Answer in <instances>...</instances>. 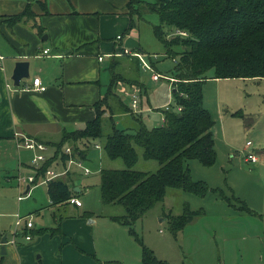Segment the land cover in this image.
<instances>
[{"label": "crops", "instance_id": "0c3cea01", "mask_svg": "<svg viewBox=\"0 0 264 264\" xmlns=\"http://www.w3.org/2000/svg\"><path fill=\"white\" fill-rule=\"evenodd\" d=\"M27 1L0 0V56L3 57L0 59V142H12L18 153L25 149L16 146V141L23 136L47 147L59 140L63 131L84 128L95 117V104L105 94L107 76L103 70L107 64L118 57L136 59L140 64L133 56L137 48L124 46L129 37L123 34L129 24L128 0H32L36 17L27 23L8 26L7 15L20 12ZM44 49L48 52L43 53ZM19 60L29 62V77L14 85L11 75ZM36 76L46 86L45 90L33 89L32 79ZM95 141L88 145L83 160L91 156L89 146ZM247 153H243L241 162H249L245 158ZM5 161L6 168L25 165L10 156ZM12 163L13 166H8ZM249 169L255 179L243 188L242 195L240 192L235 196L253 211L250 214L264 220V164ZM64 175L71 188H78L75 191L80 192L75 186V173L69 171ZM30 188L27 183L24 193ZM233 191L236 193L235 188ZM49 204L52 210L48 219L37 229L60 228L61 232L37 234L30 243H24L23 239L28 240L21 233L26 228L19 225L14 238L6 240L3 254L0 244V264H141L140 245L129 234L127 226L109 218L113 214L94 215L87 209L81 212V203L80 206L72 204L75 210H71V216H63L57 211L71 203ZM35 211L41 213V208ZM34 226L33 223V228L27 231L37 230ZM16 235L23 238L17 239ZM262 237L245 233L243 254L222 248L221 255L218 252L216 257L210 246L201 244L200 237L195 235L198 257L191 264H264Z\"/></svg>", "mask_w": 264, "mask_h": 264}, {"label": "rangeland", "instance_id": "374dc122", "mask_svg": "<svg viewBox=\"0 0 264 264\" xmlns=\"http://www.w3.org/2000/svg\"><path fill=\"white\" fill-rule=\"evenodd\" d=\"M142 1L152 2L154 0ZM129 18L132 19L134 26L128 34H124V37L135 36L133 38L139 41L142 49L139 53L151 68H144L141 61L138 66L136 59L133 58L130 61L127 57L116 58L115 71L120 73L123 79L116 81V88L113 87V89L116 96H121L123 102L129 106L128 92L122 94L121 89L124 87L138 88L141 91L140 116L142 121L148 127L160 126L163 122L165 106L169 105L171 109H177L172 95L173 81L176 80L172 77L176 56L167 55L164 46L153 34L152 25L159 23L156 14L144 12L141 17L135 14ZM163 29L169 34L168 37L175 32L174 28L167 25H164ZM174 50L179 51L180 47L176 46ZM108 65L103 70L106 71L107 76L104 92H106L111 76ZM152 71L164 77L153 80ZM206 76L208 78L203 84V101L204 107L210 112L214 121L212 131L215 139L216 160L210 166L202 165L197 159H189L186 164L193 180L205 181L215 190H209L204 196H199L180 188H169L163 200L157 202L141 218L137 219L133 226L144 245L151 248L158 258L167 261L168 264H191L192 260L195 261L198 257L195 255V235L200 237L201 244L210 246L216 257H218V252L221 255L222 248H228L234 253L237 251L238 255L243 254L245 241L242 237L245 233L251 236L263 235L264 240V220L239 208L243 204L235 198V195L240 192L242 195L243 188L255 179L251 176L252 172L249 168L264 164V78L246 80L212 78V71H208ZM116 96L112 97L114 99L110 103L114 106L113 112L117 113L104 114L102 118L103 135L111 131L112 123L117 128L133 126L132 118L125 115L117 105ZM118 113L124 116L117 115ZM246 141H250L251 145L245 149ZM95 142L98 144L97 148L94 146ZM95 142L89 146L91 156H87L84 160L74 155L76 150L73 144H64L62 151L65 152L66 147H69L72 151L71 157L75 159L72 160L74 163H69L68 155L65 160H62L59 154L54 159L58 162L55 164L53 161L49 169L61 172L66 168L68 170L66 175L69 171L75 173V186L79 187L80 192L73 195H77L83 204L79 208L81 212L87 209L94 215H121L124 213L121 205H104L101 201L100 169L124 168L125 164L122 159H110L105 154L102 148V138ZM135 147L139 158L133 168L147 172L155 171L159 167L158 162L144 159L141 156L142 149ZM29 150L21 149L18 153L12 142H0V233L5 234L7 240L14 238L15 231L20 229L15 225L18 215L24 217L28 215L35 225L34 229H37L44 226L48 219L47 215L52 210L46 184H29L30 191L24 193L27 182L19 183L17 178L35 176L37 167L31 163L33 154H42L45 158L41 163L43 164L54 155L55 147L47 145L42 151ZM245 152L255 153L258 161L256 163L241 162V156ZM9 156L22 160L25 165L15 169L6 168L5 159ZM76 160L81 161L80 165ZM84 167L90 169V172L84 173ZM61 175L59 178L65 177L64 174ZM234 188L236 193L233 191ZM18 196H21V200ZM62 206L63 208L57 211V214L63 216L73 214L71 210H75L74 205ZM185 206L193 211L201 209L203 214L191 218L174 235L169 226L170 215L181 214ZM36 208H41V213H36ZM36 236L38 235L32 234L31 239L34 240ZM16 238L23 237L16 235ZM23 242L30 243V240L23 239ZM204 251L209 252L208 249Z\"/></svg>", "mask_w": 264, "mask_h": 264}, {"label": "trees", "instance_id": "16d2710c", "mask_svg": "<svg viewBox=\"0 0 264 264\" xmlns=\"http://www.w3.org/2000/svg\"><path fill=\"white\" fill-rule=\"evenodd\" d=\"M31 2L28 0L20 12L7 15V25L27 23L34 19L36 13L32 10ZM144 12L158 16L159 23L152 25L153 34L162 43L167 55L176 56L172 76L176 80L173 81L172 95L180 110L164 109L160 126H146L140 112H133L121 96H116L113 87L116 88L115 82L122 80L123 76L115 71L116 60L112 61L109 65L110 82L103 98L95 104V117L84 128L65 130L59 140L50 143L55 147V153L37 169L35 182L59 154L62 160L68 157L61 149L64 144H73L76 150L74 155L85 158L90 142L102 138L105 154L110 159L120 158L125 164L124 168L100 169L102 203L119 204L124 208L123 214L110 215L109 218L127 226L129 234L141 247V264H168L144 245L133 228L134 223L162 201L169 188H180L199 196L215 190L205 181L193 180L186 164L189 159H197L202 165L210 166L216 160L212 131L214 121L204 107L203 84L208 78V71H212V78H264V0H128L129 17L135 14L141 17ZM129 19L123 34H128L134 26L132 19ZM164 25L185 31L187 36L173 33L168 37ZM176 46L180 47L179 51L174 50ZM136 50L141 52V48ZM113 96H116L117 105L123 113L132 118L133 126L117 128L112 123L111 131L103 135L104 114L117 113L113 112L114 106L110 103ZM135 146L142 149L144 159L158 162L159 167L155 171L133 168L139 158ZM76 193L68 179L58 177L47 183L51 204L68 202ZM235 198L243 204L239 208L253 213L243 201ZM201 213V210L193 211L185 206L181 214L170 215L172 233L176 235L191 218ZM60 232V228L44 227L32 232L24 230L21 234L54 235ZM2 235L0 233V239Z\"/></svg>", "mask_w": 264, "mask_h": 264}, {"label": "built area", "instance_id": "2783aa9c", "mask_svg": "<svg viewBox=\"0 0 264 264\" xmlns=\"http://www.w3.org/2000/svg\"><path fill=\"white\" fill-rule=\"evenodd\" d=\"M174 34L181 35V36H187V32L181 31V30H178V29L175 30ZM47 52H48V49H44L43 50V53H47ZM133 56L136 57L139 60V63L141 61L142 66L144 68H149V69L151 68L150 65L147 64L143 60L142 55L140 53H138V52L134 53ZM2 58L3 57L0 56V59H2ZM161 77H164V76L159 74V73H156V72L152 71V79L153 80H158ZM169 79L172 80V78H169ZM32 86H33V89H35V90L43 91V90L46 89V86L42 84V81H41L40 77H38V76L33 77ZM121 92H122V94L128 92L127 95L130 98V100H129L130 101V104H129L130 109L133 112H137V113L140 112L141 111V107H140L141 91L138 88L124 87V88L121 89ZM165 109L166 110L170 109V106L166 105ZM177 110H180V107H177ZM246 145L247 146L251 145V142L247 141ZM16 146L17 147H23V148H26V149L40 150V151L46 149V145L44 143L39 142V141H37L35 139L24 137V136H23V138L18 139L16 141ZM95 147H98V144H95ZM65 153L68 154V156H69V163H74L72 160H75V159L71 157L72 151H71V149L69 147H66ZM245 158H246L247 161H250L252 163H256L258 161L257 156L254 153H251V152H248L245 155ZM44 160H45V158H44V156L42 154L34 153L33 156H32L31 163L33 165H35V167H37L36 169H38L42 165L41 163ZM76 161H77V164L80 165L81 161L80 160H76ZM67 171L68 170L65 168L64 171L55 172L54 170L49 169V167H48L46 169L44 175L40 176L38 178L37 182H35V176H28L27 178L18 177L17 179H18L19 183L27 182L28 184H37V183H46L47 184L50 180L59 177L61 174H64ZM83 172L84 173H89L90 169H88L87 167H84L83 168ZM18 198L21 199V196H19ZM68 202L71 203V204H75L76 206H80L81 205L80 200L77 197H75V196H71L68 199ZM22 221H24L23 225L26 228V230L33 228V222L31 220V218L28 217V216L21 217V216L18 215V218H17V220L15 222V225L16 226L21 225ZM23 237L26 240H30L31 239V235L30 234H26Z\"/></svg>", "mask_w": 264, "mask_h": 264}, {"label": "water", "instance_id": "95a60500", "mask_svg": "<svg viewBox=\"0 0 264 264\" xmlns=\"http://www.w3.org/2000/svg\"><path fill=\"white\" fill-rule=\"evenodd\" d=\"M46 37L43 36V39H45ZM124 46L128 47V48H139V43L137 42L136 39H134L133 37H127L124 41ZM29 77V62L26 60H19L15 63L12 75H11V79L13 80L14 85H18L19 81L22 78H27ZM13 162V161H12ZM14 163V162H13ZM8 164V166H13ZM75 190H78V188H75ZM6 235L3 234L1 239H0V244H1V253H5V243H6Z\"/></svg>", "mask_w": 264, "mask_h": 264}]
</instances>
